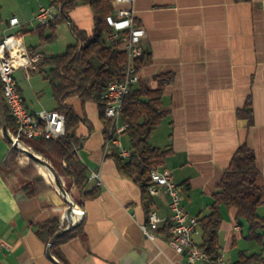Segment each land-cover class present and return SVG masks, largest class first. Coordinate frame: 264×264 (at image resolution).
<instances>
[{
  "label": "crops",
  "instance_id": "1",
  "mask_svg": "<svg viewBox=\"0 0 264 264\" xmlns=\"http://www.w3.org/2000/svg\"><path fill=\"white\" fill-rule=\"evenodd\" d=\"M52 1L40 0L20 15L0 12V39L10 30L20 33L31 58L27 67L14 71L31 111L56 107L43 58L62 54L73 44V29L87 37L94 29L91 6L77 4L59 22L69 29V44L60 53L45 52L44 45L36 42L37 32L29 31L34 28L27 25L39 5ZM131 7L134 23L145 30L143 53L135 65L139 75L135 87H161L163 116L148 140L168 151L164 165L157 169L170 171L180 186L185 211L196 217L209 212L221 176L241 145L253 152L264 190V0H134ZM14 15L19 25L10 26ZM34 73L42 79H35ZM46 84L54 102L48 106L41 96ZM65 104L81 118L72 130L79 139L77 155L87 175L99 172L100 184L87 180L83 188H97L98 194L82 200L81 232L55 248L63 263L184 264L185 255L164 238L163 229L170 223L168 195L163 190L151 195L149 209L160 222L154 238L145 236L141 225L148 213L141 188L119 173L111 155L117 147L105 145L108 129L97 103L71 96ZM118 138L122 147L130 148L124 132ZM11 148L0 128V237L8 245L0 247V264H55L46 254L47 244L37 234V226L48 219L73 216L72 210L55 192L47 170L21 151L11 154ZM38 178L52 187L29 194L25 185ZM72 196L81 200L75 190ZM220 211L219 252L228 263L233 264L241 250L259 252L260 246L244 239L246 224L235 218V209L221 206ZM257 213L264 217V201ZM192 239L200 243L198 226ZM251 264H264V251L262 259Z\"/></svg>",
  "mask_w": 264,
  "mask_h": 264
},
{
  "label": "trees",
  "instance_id": "2",
  "mask_svg": "<svg viewBox=\"0 0 264 264\" xmlns=\"http://www.w3.org/2000/svg\"><path fill=\"white\" fill-rule=\"evenodd\" d=\"M80 3H88L94 13V29L90 37L73 29L75 42L67 45L62 54L44 57L42 65L48 66L47 79L52 88V95L56 101L57 110L65 115L66 136L57 140L38 139L22 141L21 146L29 148L37 156L48 160L55 168L64 187L72 188L79 193L81 200H76L82 207V200L97 196L98 189L84 190L87 182V168L80 161L76 148L79 139L72 130L81 118L65 104L71 96H77L81 101H95L99 107V115L105 123L106 129L111 126L110 120L104 116L105 100L102 98L105 85L109 81L121 77V68L127 61L126 50L108 41L112 31L106 23V15L112 13L111 0H53L51 4L57 6L60 15L48 25H39L29 31H36L40 44L51 43L56 39V25L63 19L66 12ZM138 58L134 60L138 66ZM0 101L10 135L15 134L16 124L2 97L0 82ZM163 116L161 108V87L148 88L144 85L132 86L123 99L121 121L127 124L124 133L129 139L130 154L123 158L117 148H112L111 155L115 158L121 175L137 183L142 191L143 205L149 213L152 203L148 186L151 184L150 171L164 165L167 150L154 147L149 143V136ZM34 141V142H33ZM11 154H19L15 147ZM37 166L38 162L30 158ZM69 186H68V185ZM42 178L25 185L29 194H35L51 188ZM73 197V196H72ZM264 201V190L259 183V171L255 164V156L246 145H241L233 155L228 169H226L218 183V189L213 193V200L209 205V212L197 217L201 239L198 247L206 251L211 258H216L219 252L218 230L222 221L220 207L235 209V218L246 224L244 239L254 241L260 246L259 252H238L233 264H251L262 259L264 251V217L257 213L258 207ZM148 215V214H147ZM73 220V216L65 219H48L37 226V234L47 244L49 239L60 229L66 227ZM170 223L163 229L164 238L171 239ZM81 232V220L70 231L58 236L52 245V255L62 264V257L55 249L59 243L66 241ZM155 233H158L156 230Z\"/></svg>",
  "mask_w": 264,
  "mask_h": 264
},
{
  "label": "built area",
  "instance_id": "3",
  "mask_svg": "<svg viewBox=\"0 0 264 264\" xmlns=\"http://www.w3.org/2000/svg\"><path fill=\"white\" fill-rule=\"evenodd\" d=\"M134 0H111L112 13L106 15L105 20L111 28L108 41L126 50L127 61L121 68V77L109 81L103 90L102 98L105 100L104 116L110 120L105 145H115L118 154L126 158L130 150L122 147L119 134L124 132L127 124L120 121L123 99L130 88L139 81V75L134 60L142 55L141 39L145 36L143 27L137 25L132 17V3ZM129 5L128 7L120 5ZM60 15V10L53 4L39 5L33 19L37 25H49ZM10 26L19 25L17 16L9 18ZM37 55H34V57ZM36 59V58H35ZM31 58L23 44L21 34L9 33L0 39V82L2 97L13 117L16 130L10 135L13 142L50 139L57 140L66 136L65 115L57 110L39 109L29 110L18 89L14 71L19 67H27ZM12 146V145H11ZM77 152V148L75 149ZM87 180H93L95 185L100 184V174L92 170L87 175ZM151 184L148 186L150 195H155L163 190L169 197L168 208L170 211L169 244L173 249L185 255L184 264H229L222 253L216 258L198 247L192 239V234L197 228V217L189 215L181 204L180 186L176 184L169 170L153 168L150 171ZM160 222L158 214L150 211L146 222L141 225L143 234L154 238ZM0 247L8 248L7 243L0 237Z\"/></svg>",
  "mask_w": 264,
  "mask_h": 264
},
{
  "label": "water",
  "instance_id": "4",
  "mask_svg": "<svg viewBox=\"0 0 264 264\" xmlns=\"http://www.w3.org/2000/svg\"><path fill=\"white\" fill-rule=\"evenodd\" d=\"M0 128L2 131V134L4 136V138L6 139V141H8V143H10L12 145V147H15L17 150L23 152L25 155H27L28 157L32 158L33 160H35L36 162H38L41 166H43L47 172L49 173V175L52 178L53 181V185H54V190L55 192L58 194V196L70 207V209L72 210V215H73V220L70 224H68L66 227L58 230L48 241L47 245H46V254L47 256L55 263V264H62L60 261H58L51 252V248L53 243L55 242L56 238L58 236H60L61 234L68 232L70 230H72L77 223L80 220V217L83 213V208L75 202V200L72 197V192H71V188L70 189H66L63 184L61 183V180L58 176L57 171L55 170V168L51 165V163L46 160L43 159L39 156H37L36 154H34L29 148L21 146L19 143L17 142H13L8 130H7V126H6V122H5V118H4V114H3V110H2V105H1V101H0Z\"/></svg>",
  "mask_w": 264,
  "mask_h": 264
},
{
  "label": "rangeland",
  "instance_id": "5",
  "mask_svg": "<svg viewBox=\"0 0 264 264\" xmlns=\"http://www.w3.org/2000/svg\"><path fill=\"white\" fill-rule=\"evenodd\" d=\"M38 1H40V0H0V9H1L0 12H1V14H4V15L5 14L11 15L12 13H17L20 15V12L22 10L24 12L30 10L34 4L38 3ZM41 1H43L44 3L47 2V0H41ZM27 26L32 27V28H36L38 25H37L36 21L32 18V19H30ZM15 32H16L15 30L9 31V33H15ZM55 33H56V39L53 42L43 44L45 52H46V50H49V51L52 50L55 53H60L64 50L65 46L67 44H69L68 43L69 41H67V39L69 37V29L67 26H65V24H63V22L58 24V26L56 27ZM34 36L36 38V42H39L38 34L34 33ZM29 37L30 36L25 37L26 44L28 46H30V44H31ZM60 45H61V47H60ZM33 75L35 76V79H42L41 76H39L36 73H34ZM47 91H49V88L46 84L45 93H43L41 96L43 97L44 102L48 106V105L53 104L54 102H53L52 97L50 96L51 94ZM122 139H124V137ZM45 175L49 180L52 181V178H49L48 172H45Z\"/></svg>",
  "mask_w": 264,
  "mask_h": 264
},
{
  "label": "bare ground",
  "instance_id": "6",
  "mask_svg": "<svg viewBox=\"0 0 264 264\" xmlns=\"http://www.w3.org/2000/svg\"><path fill=\"white\" fill-rule=\"evenodd\" d=\"M151 211V210H150ZM150 211H149V213H148V215L147 216H150Z\"/></svg>",
  "mask_w": 264,
  "mask_h": 264
}]
</instances>
